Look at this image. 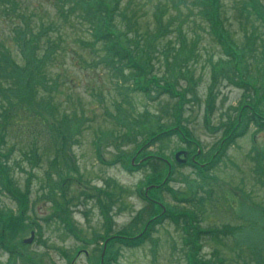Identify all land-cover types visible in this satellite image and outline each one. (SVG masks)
I'll return each mask as SVG.
<instances>
[{
  "label": "rangeland",
  "instance_id": "rangeland-1",
  "mask_svg": "<svg viewBox=\"0 0 264 264\" xmlns=\"http://www.w3.org/2000/svg\"><path fill=\"white\" fill-rule=\"evenodd\" d=\"M16 1L33 32L51 25L49 37L61 32L65 44L41 69L55 86L39 89L37 97L53 108L30 106L34 118L18 107L13 122L32 130L20 137L6 132L0 146L11 151L6 165L27 203L20 209L0 187V221L19 215L23 228L13 236L0 231L6 242H0V264H190L185 219L192 230L206 231L195 264H264V215L258 213L264 214V20L248 15L244 0H222L239 76L206 31L197 0L161 9L164 29L149 1L134 29L148 40L142 39L145 50L136 49L132 78L127 69L112 72L75 0ZM20 11L0 18V55L7 48L18 64L25 57L12 30L22 26ZM150 35L159 37L154 50ZM161 43H171L173 55L186 61L167 64ZM37 123H71L65 143L58 129ZM159 176L167 190L148 184Z\"/></svg>",
  "mask_w": 264,
  "mask_h": 264
},
{
  "label": "trees",
  "instance_id": "trees-1",
  "mask_svg": "<svg viewBox=\"0 0 264 264\" xmlns=\"http://www.w3.org/2000/svg\"><path fill=\"white\" fill-rule=\"evenodd\" d=\"M149 1L154 2L153 16L157 27L164 29L161 25L163 21L160 17V10H165V8L167 9V6L170 5H173L174 8V0L74 1L76 7L78 9H81V11H79L80 14H84L86 18L91 21V33L95 36V40L101 41V52H104L102 55L107 59L112 60V72H114L115 74L120 75L123 73L124 69H127L131 71L132 78L136 77V66H138L139 63L134 60L136 55L135 52L136 49H139L141 47H143L145 50L147 44L144 42V40H146L147 42L148 35H146L147 37L145 36L146 38L144 37V39L142 38V36L135 34L134 29L137 25V19L141 18V15H146V11L142 10L141 8L142 6L148 5L147 3ZM17 4L18 1L16 0H0V18H7L9 20V17L11 15L15 16L17 11H20ZM196 4L199 9V14L203 18L207 26L206 31L209 33V35H211L213 41L220 46L223 54L226 57H231V63H234V65H232L233 71L239 72L240 76L242 72H240L239 70L241 69L238 70L239 67L237 68L235 60L232 59L236 56L235 50L237 48V45L235 39L231 36L230 30L226 26V20H224V16L221 11L222 0H197ZM242 6L247 10L248 15L253 14L255 17L264 20V5H262L259 0H244L242 2ZM20 13H18L16 17H18L19 21L21 19L20 23L22 26L19 27V23L16 24L12 30V33L14 35L13 40L17 42V44H19V52L24 55L25 59L22 61V63L18 64V62H16L7 48L5 52H2V54L0 55V108L4 112V117L0 118V146L5 140L4 135L6 132L20 137L22 133L25 132V130L27 131L26 134H29L32 130L30 127L28 129L26 127H23L22 123L20 124L13 122V118L11 117L14 116L13 114H15L18 107L23 108V111H26V113L30 114L31 116L33 115L34 118L37 116L31 113V107H33L35 110L53 108L51 104L43 101L41 99V96L37 97L39 89H42L43 87L51 88L49 86H55V83H53V79L48 83V76L46 75V73L42 72L41 69L44 65V61L49 57H54L59 52H61V48L65 44V38L61 35V32H59V34L54 37H49L51 31L55 29L51 25L42 24L44 25V27L39 28L37 32H33V27L31 26L30 19L26 17L24 12L20 11ZM23 20L29 21V23L24 24ZM171 22L172 21L168 22L165 30L172 26ZM165 30L163 31L161 36L166 32ZM124 38L128 45H124V43L123 45L121 44L120 39L123 40ZM132 38H134L133 43L131 41ZM158 38L159 37L157 35H150L149 40L153 41L150 45V50H154L153 45H155L156 48L160 46V43L157 41ZM186 39L187 38L179 39L180 46L182 48H185V46L187 45ZM155 42L158 43L156 44ZM129 44L132 45L129 46ZM194 44L195 43H193V45ZM167 45L161 43L162 55L170 57V60L165 61L167 64L176 66L180 62L186 61L185 58H179V55H173L174 52L172 51L171 43ZM20 49L22 51H20ZM191 51L193 52V47L189 48L187 50V53ZM24 53H26V55ZM148 54L149 53H147L146 55ZM15 66H17L18 68L17 70L14 69ZM213 76H219L218 66L214 67ZM1 79H3L7 85H4ZM133 85L134 87H137L136 84ZM174 95L177 96V94ZM37 124H39L38 128H43L45 126L51 129V131H56V129H58L61 135H65L64 143L65 139L68 137V125H71V123H51V126L49 125V123ZM7 126L10 127L8 131L5 129ZM180 129L183 131L182 128ZM55 147L57 148V151L60 149L58 147V144H55ZM9 152L11 151L9 150L2 152L0 149V187H2L3 190L8 194L12 195L17 200L19 208L23 209L26 207V200L22 197L24 195L18 192L16 187L14 186V181L12 177H10L11 169L6 165ZM26 152L27 151L23 152L25 158L32 160V162L36 160V153L32 152L30 154ZM57 163L58 161L55 158L53 164ZM161 177L162 176L153 177L149 180L148 184L158 186L156 188L152 187V190L166 189L167 182L161 180ZM149 197L154 199L151 195ZM149 203L153 205V202H150V200ZM246 206L249 207V205ZM258 213L260 215H264L260 211ZM182 214L185 213L178 214L174 217H177L174 221L176 224L178 223V216ZM14 216L15 215L13 214H9L6 219L0 221V226L2 228L0 229V231L2 232V230H6L10 234L8 236H13V234H16L18 230L23 229L21 223H16L18 221L20 222L19 215L17 217ZM182 228L183 232H185V234L188 236L184 239L185 245L189 246V255L187 257L188 263L190 262V264H195V251H197L198 249V241L199 238L202 237V234L206 231L199 228H195L194 230H192V226H190V224L188 223V219L183 220ZM224 230H229V233L234 235L233 230H230L228 228H225ZM212 232L216 234L217 230L213 229ZM0 242L6 244L4 240H1Z\"/></svg>",
  "mask_w": 264,
  "mask_h": 264
},
{
  "label": "water",
  "instance_id": "water-1",
  "mask_svg": "<svg viewBox=\"0 0 264 264\" xmlns=\"http://www.w3.org/2000/svg\"><path fill=\"white\" fill-rule=\"evenodd\" d=\"M184 153H185V152H184ZM178 154H179V153H178ZM178 154H176L175 159L177 158ZM184 155H186V154H184ZM176 160H178V159H176ZM178 161H179V160H178ZM32 237H33V235H32ZM30 241H31V239L26 240V242H30Z\"/></svg>",
  "mask_w": 264,
  "mask_h": 264
},
{
  "label": "flooded vegetation",
  "instance_id": "flooded-vegetation-1",
  "mask_svg": "<svg viewBox=\"0 0 264 264\" xmlns=\"http://www.w3.org/2000/svg\"><path fill=\"white\" fill-rule=\"evenodd\" d=\"M183 150H185V148L183 149ZM187 151L189 152V150L187 149ZM190 153V152H189ZM186 161L188 160V156H187V158L185 159ZM188 163V161L186 162V164Z\"/></svg>",
  "mask_w": 264,
  "mask_h": 264
}]
</instances>
